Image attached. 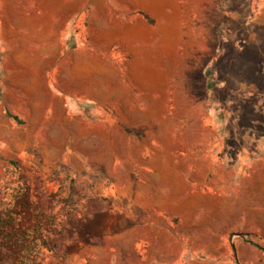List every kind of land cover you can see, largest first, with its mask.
I'll return each mask as SVG.
<instances>
[{
  "label": "rangeland",
  "instance_id": "1",
  "mask_svg": "<svg viewBox=\"0 0 264 264\" xmlns=\"http://www.w3.org/2000/svg\"><path fill=\"white\" fill-rule=\"evenodd\" d=\"M257 8V0H184L156 18L142 12L145 25L129 27V37L119 33L112 43L104 22L94 27L93 95H110L106 102L116 105L60 116L59 138L45 142L50 160L34 161L45 170L30 171L26 153L28 160L15 146L2 147L0 264H123L109 236L128 222L113 212L124 210L126 201L113 197L110 186L145 189L146 195L130 199L145 200L147 209L154 206V185L162 186L157 199L168 210L171 186L191 177L187 164L201 149L211 156L218 142L213 134H229L223 147L232 152L240 134L264 132V11ZM2 14L9 16L8 7ZM122 87H128L123 96ZM112 113L119 123L112 124ZM11 134L4 143L21 133ZM57 142L74 155H67V165L53 162L62 147ZM27 151L37 154L34 147ZM215 169L194 171V178L216 185L221 173ZM224 194L204 211L234 207V187ZM95 244L102 247L95 250ZM136 260L131 251L129 264Z\"/></svg>",
  "mask_w": 264,
  "mask_h": 264
},
{
  "label": "crops",
  "instance_id": "2",
  "mask_svg": "<svg viewBox=\"0 0 264 264\" xmlns=\"http://www.w3.org/2000/svg\"><path fill=\"white\" fill-rule=\"evenodd\" d=\"M183 1L0 0V154L4 145H13L19 158L28 160L25 153L30 157V171L45 170V165L34 161L41 157L50 160L45 142L59 138L54 128L60 116L66 120L79 108L116 105L106 102L110 95L104 100L93 95L95 88L91 85L95 81L90 75L96 74L92 65L98 58L91 45L93 28L104 22L110 28L105 32L107 41L112 43L119 33L122 38L129 37V27L145 25L142 12H153L156 18ZM257 4V10L263 12L264 0H257ZM7 7L6 17L2 11ZM133 12L137 17H126ZM126 89L121 88V96ZM112 117V124L119 123L117 116ZM15 130L21 134L15 141L4 143V138L14 139L11 132ZM257 133L240 134L241 143L232 152L223 147L229 134H213L218 142L211 156L201 149L198 159L187 164L191 177L171 186L164 202L170 204L168 210L157 199L158 187L162 186L154 185V206L149 209L145 200L140 204L130 199L131 195H146L145 189L130 190L128 185L117 190L116 185L110 186L113 197L126 201L124 210L113 212H120L128 222L109 236L116 251L122 252L123 264H129L131 251L137 253L136 264H264V132ZM32 147L37 150L35 157L32 152L27 154ZM65 149L63 144L57 150L54 163L69 164L67 155L71 154ZM199 169L221 173L217 186L194 178V171ZM228 186L239 194L234 207L216 213L204 211V204L211 198L220 202ZM135 203L141 209L138 213ZM101 247L94 245L95 250Z\"/></svg>",
  "mask_w": 264,
  "mask_h": 264
}]
</instances>
